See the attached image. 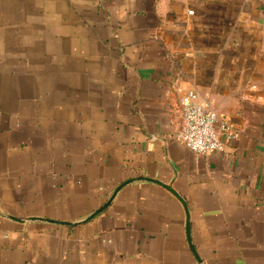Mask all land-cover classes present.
<instances>
[{
  "label": "crops",
  "instance_id": "1",
  "mask_svg": "<svg viewBox=\"0 0 264 264\" xmlns=\"http://www.w3.org/2000/svg\"><path fill=\"white\" fill-rule=\"evenodd\" d=\"M0 264H264V0H0Z\"/></svg>",
  "mask_w": 264,
  "mask_h": 264
},
{
  "label": "built area",
  "instance_id": "2",
  "mask_svg": "<svg viewBox=\"0 0 264 264\" xmlns=\"http://www.w3.org/2000/svg\"><path fill=\"white\" fill-rule=\"evenodd\" d=\"M181 128L174 139L191 153L209 156L223 151L224 142L236 139L225 119L197 103V95L188 92L180 100Z\"/></svg>",
  "mask_w": 264,
  "mask_h": 264
},
{
  "label": "water",
  "instance_id": "3",
  "mask_svg": "<svg viewBox=\"0 0 264 264\" xmlns=\"http://www.w3.org/2000/svg\"><path fill=\"white\" fill-rule=\"evenodd\" d=\"M149 182H153V183H156L157 184V182H154V181H150V180H148ZM127 184H123V185H121V186H119L115 191H114V193L111 195V197L109 198V200L106 202V204L102 207V208H100V210H98L97 212H95L92 216H91V218H89V219H92L93 217H95L96 215H98V214H100L101 212H103L109 205H110V203H111V201L114 199V197L116 196V194L119 192V190H121L123 187H125ZM157 185H159V184H157ZM161 186V185H160ZM162 187H164L165 189H167L168 191H171L170 190V188H167L166 186H162ZM172 192V191H171ZM173 193V192H172ZM174 194V193H173ZM175 195V194H174ZM176 196V195H175ZM177 197V196H176ZM88 219V220H89ZM86 221V220H85ZM51 224H54V225H61V226H66V225H68V224H64V223H58V222H50ZM82 223V222H81ZM76 225V224H75ZM187 234H188V243H189V245H190V247H191V242H190V237H189V232H188V228H187ZM192 248V247H191Z\"/></svg>",
  "mask_w": 264,
  "mask_h": 264
}]
</instances>
